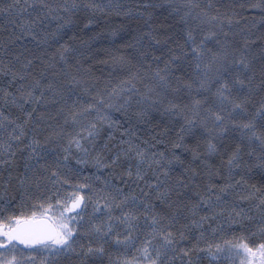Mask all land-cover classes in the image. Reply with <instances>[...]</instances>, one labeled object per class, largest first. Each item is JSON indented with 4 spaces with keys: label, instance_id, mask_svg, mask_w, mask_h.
<instances>
[{
    "label": "snow or ice",
    "instance_id": "snow-or-ice-1",
    "mask_svg": "<svg viewBox=\"0 0 264 264\" xmlns=\"http://www.w3.org/2000/svg\"><path fill=\"white\" fill-rule=\"evenodd\" d=\"M214 8L0 0V264H104L108 246L135 249L118 264H201L224 251L264 264V243L199 246L208 229L245 220L264 235V189L248 183L257 170L264 181V49L257 68L234 13ZM97 12L138 22L122 45L133 54L111 57L124 78L103 88L85 66L90 44L64 40L80 13ZM156 114L167 120L153 124ZM34 193L39 219L24 214Z\"/></svg>",
    "mask_w": 264,
    "mask_h": 264
},
{
    "label": "trees",
    "instance_id": "trees-1",
    "mask_svg": "<svg viewBox=\"0 0 264 264\" xmlns=\"http://www.w3.org/2000/svg\"><path fill=\"white\" fill-rule=\"evenodd\" d=\"M53 2H59V0H53ZM98 3H108L109 0H96ZM113 2L119 3L125 6H133L138 3L147 2V0H113ZM152 2H163V0H152ZM176 2H186V0H176ZM194 2H199L201 4H213L215 9L218 8L220 13L228 12L233 14V28L232 31L235 32L237 41L243 45L247 40L250 51L255 54L257 58V68L259 67V56L261 49H264V10L260 8H253V4H258L259 0H194ZM166 13H159L154 17L157 23L165 22ZM89 18H91L92 23H89ZM239 21V23H235ZM2 22V21H0ZM137 20L135 17H130L125 19L123 15L117 16L115 13H80L77 20V26L67 33L64 37L65 41L77 48L81 47V42H88L90 47L85 49V58L90 54H94L92 59L87 60L86 67H90L93 75L98 78V87L103 88L105 82L112 80L113 83L117 82L120 79L124 78V75L113 71V65L111 62V57L113 55H132L133 53L122 48V45L131 43L132 37L136 34L137 31ZM124 26V31H119V35L122 39H117L111 36L113 30H120L121 26ZM87 26V27H85ZM125 32L127 34H125ZM75 36V39L69 40L70 37ZM90 37H95V39L89 41ZM114 41V42H113ZM63 42V41H62ZM117 49H120L117 51ZM162 66V65H161ZM5 115L8 114V110L4 109ZM12 115H17L15 110H12ZM118 119V115L116 116ZM161 119L167 120L166 117H160L159 114H156V119L153 120V124H156ZM161 128L164 127V124L160 125ZM65 131H71V129H65ZM143 133V138H149L150 133L147 131V126L141 130ZM218 163V161H212ZM198 163V162H197ZM71 166L75 167V161L70 162ZM96 170L90 166L80 174L78 180L79 183H85L83 179L84 176H89ZM99 174V173H97ZM105 175H107L105 173ZM8 173L4 172L3 178H0V185L3 184V180L7 179ZM74 182H77L74 178ZM249 185H255L256 188L264 189V181L260 179L259 171H254L252 177L248 180ZM99 185L97 184V187ZM69 191L71 189H68ZM264 192V191H263ZM89 193H85L88 195ZM11 195V193H10ZM17 200H19V194H16ZM42 202L37 199L36 194L34 193L33 200L28 202V208L25 210L24 214L31 215L33 211L38 213L42 212L38 206L33 208L34 203L38 204ZM92 210L91 204L88 206V211ZM21 209L16 208L13 213L12 210H9L7 214L20 215ZM51 215V214H50ZM235 235L231 240L232 246L238 245L241 241L246 242V239L243 237V231L240 228L234 227ZM188 246H191L190 243ZM229 246V245H227ZM23 248V246H20ZM227 252V251H226ZM234 252V251H233ZM27 255V253H25ZM136 255L135 249L129 250L125 253V250L122 248H116L114 246H108L107 252L103 257L104 264H107L109 261H118L120 262L123 258L131 259ZM201 264H216L212 260H209L204 254H200ZM222 260V259H221ZM116 262V263H118ZM115 263V264H116ZM140 264H143L141 261Z\"/></svg>",
    "mask_w": 264,
    "mask_h": 264
},
{
    "label": "rangeland",
    "instance_id": "rangeland-1",
    "mask_svg": "<svg viewBox=\"0 0 264 264\" xmlns=\"http://www.w3.org/2000/svg\"><path fill=\"white\" fill-rule=\"evenodd\" d=\"M242 194L248 195V192L244 191ZM259 195H264V192L262 191L259 193ZM229 199L231 200L232 198L230 197ZM238 203L239 206L245 208V210L250 207V204L247 201H239ZM88 212H91V210ZM250 215L255 216V211L250 213ZM213 226L215 227L216 225L214 224ZM234 227H238L241 229V231H243V237L246 239V242L250 247L255 249L260 243H264V235H262L259 231V220L257 218L252 221L245 220L244 227H241L239 224H233L231 226L225 224L224 228L217 231L215 234L212 233L211 229H208L206 238L200 242V248L207 249L208 245H212V249L215 251V246L217 244H220L221 246H232L233 244H231V240L235 235ZM201 254H205L209 260L216 262V264H242V262L243 264H247V261L244 259L243 255H238L236 252L229 253L224 251L215 257L208 255L206 252H202ZM125 259H131V257L129 256L128 258H123L120 262L124 261ZM116 262L109 261L107 264H115Z\"/></svg>",
    "mask_w": 264,
    "mask_h": 264
},
{
    "label": "water",
    "instance_id": "water-1",
    "mask_svg": "<svg viewBox=\"0 0 264 264\" xmlns=\"http://www.w3.org/2000/svg\"><path fill=\"white\" fill-rule=\"evenodd\" d=\"M38 219L41 218V217H37Z\"/></svg>",
    "mask_w": 264,
    "mask_h": 264
}]
</instances>
